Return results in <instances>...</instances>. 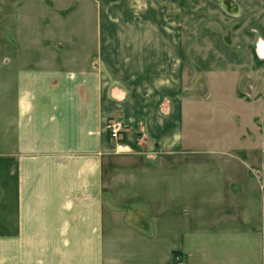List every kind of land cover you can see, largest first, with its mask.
Returning <instances> with one entry per match:
<instances>
[{
	"label": "crops",
	"instance_id": "1",
	"mask_svg": "<svg viewBox=\"0 0 264 264\" xmlns=\"http://www.w3.org/2000/svg\"><path fill=\"white\" fill-rule=\"evenodd\" d=\"M92 10L78 54L17 62L1 95L0 264H264L231 188L184 191L197 176L154 171L180 160L196 106L172 3ZM109 118L140 155L116 154Z\"/></svg>",
	"mask_w": 264,
	"mask_h": 264
},
{
	"label": "rangeland",
	"instance_id": "2",
	"mask_svg": "<svg viewBox=\"0 0 264 264\" xmlns=\"http://www.w3.org/2000/svg\"><path fill=\"white\" fill-rule=\"evenodd\" d=\"M168 1L181 29L183 92L196 106L185 115L180 160L154 171L197 176L183 177L184 191L231 188L232 201L247 206L249 235H264V57L258 52L264 0ZM93 6L94 0H0V109L17 62L79 53Z\"/></svg>",
	"mask_w": 264,
	"mask_h": 264
},
{
	"label": "built area",
	"instance_id": "3",
	"mask_svg": "<svg viewBox=\"0 0 264 264\" xmlns=\"http://www.w3.org/2000/svg\"><path fill=\"white\" fill-rule=\"evenodd\" d=\"M105 128L108 132L110 141H112L116 145L117 149H119L118 152H130V147L123 143L124 126L120 121L109 118L106 121ZM172 264H184V262L179 256L175 255L173 257Z\"/></svg>",
	"mask_w": 264,
	"mask_h": 264
},
{
	"label": "bare ground",
	"instance_id": "4",
	"mask_svg": "<svg viewBox=\"0 0 264 264\" xmlns=\"http://www.w3.org/2000/svg\"><path fill=\"white\" fill-rule=\"evenodd\" d=\"M258 52L262 57H264V43L259 45Z\"/></svg>",
	"mask_w": 264,
	"mask_h": 264
}]
</instances>
